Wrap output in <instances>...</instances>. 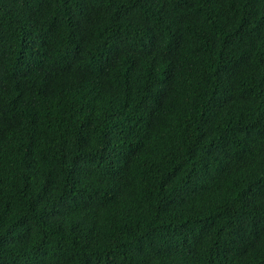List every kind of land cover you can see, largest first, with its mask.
I'll use <instances>...</instances> for the list:
<instances>
[{
    "label": "trees",
    "instance_id": "1",
    "mask_svg": "<svg viewBox=\"0 0 264 264\" xmlns=\"http://www.w3.org/2000/svg\"><path fill=\"white\" fill-rule=\"evenodd\" d=\"M0 264H264V0H0Z\"/></svg>",
    "mask_w": 264,
    "mask_h": 264
}]
</instances>
